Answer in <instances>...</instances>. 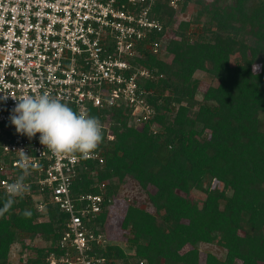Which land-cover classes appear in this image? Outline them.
I'll list each match as a JSON object with an SVG mask.
<instances>
[{"label": "trees", "instance_id": "trees-1", "mask_svg": "<svg viewBox=\"0 0 264 264\" xmlns=\"http://www.w3.org/2000/svg\"><path fill=\"white\" fill-rule=\"evenodd\" d=\"M153 15L164 29L142 46L163 41L162 50L136 60L153 77L139 84L153 115L140 126L133 106L96 109L114 140L103 131L104 164L86 161L72 193L103 197L96 235L131 179L156 213L129 205L125 247L94 243L91 255L103 264H200V245L216 244L225 257L209 253L205 264H264V0H183L178 11L158 2ZM198 72L213 77L204 93ZM6 201L0 191V209ZM68 218L48 192L16 197L0 215V264L15 244L22 264H48Z\"/></svg>", "mask_w": 264, "mask_h": 264}, {"label": "built area", "instance_id": "built-area-1", "mask_svg": "<svg viewBox=\"0 0 264 264\" xmlns=\"http://www.w3.org/2000/svg\"><path fill=\"white\" fill-rule=\"evenodd\" d=\"M158 2L178 11L183 0H0V191L6 193V185L22 174L16 150L25 149L31 168L25 180L30 190L23 197L48 192L69 216L60 253H51L48 264H103L91 255L94 243L106 244L104 234L94 231L100 230L94 220L103 197L76 200L72 188L86 161L104 164L105 159L98 148L88 158L58 157L40 143V133L31 140L17 133L10 120L17 104L12 96L47 93L91 116L96 109L133 106L131 121L142 126L154 110L139 84L152 76L136 60L142 51L162 50L163 41L142 46L164 29L153 15ZM102 125L113 141L109 123ZM37 210L43 213L45 204Z\"/></svg>", "mask_w": 264, "mask_h": 264}, {"label": "clouds", "instance_id": "clouds-1", "mask_svg": "<svg viewBox=\"0 0 264 264\" xmlns=\"http://www.w3.org/2000/svg\"><path fill=\"white\" fill-rule=\"evenodd\" d=\"M257 68V65L253 66L254 72ZM7 98L8 95H5L4 100ZM12 98L17 104L10 120L17 133L26 135L30 140L40 133V143L58 157L80 153L83 158H88L103 141V125L96 116L74 111L67 103L47 93H26ZM16 152L22 174L6 185L7 201L0 209V215L12 207L16 197H22L30 190L25 180L30 174L31 157L23 148ZM30 215V212H25V216Z\"/></svg>", "mask_w": 264, "mask_h": 264}, {"label": "rangeland", "instance_id": "rangeland-1", "mask_svg": "<svg viewBox=\"0 0 264 264\" xmlns=\"http://www.w3.org/2000/svg\"><path fill=\"white\" fill-rule=\"evenodd\" d=\"M197 12V8H191L187 13L182 15L183 19L189 20ZM195 78L200 80V91L205 92L213 82V77L204 72H198ZM198 100H201V96H197ZM129 205H135L137 207L148 210L151 213H156L155 208L148 201L146 193L141 189L139 184L131 179L127 181L123 187L122 193L117 198L115 203V209L111 213V216L107 222L105 229H103V238L107 243L121 244L124 246L127 243L126 235L121 231V222ZM44 244L40 240H36L34 244ZM125 247V246H124ZM22 247L20 244L12 246L10 254L9 264H22L21 255ZM209 253H213L219 258L223 259L226 255V251L216 244H202L200 245V264H205L206 256Z\"/></svg>", "mask_w": 264, "mask_h": 264}]
</instances>
